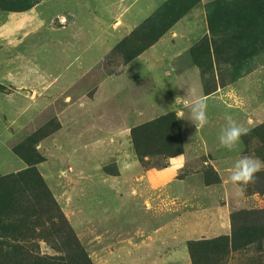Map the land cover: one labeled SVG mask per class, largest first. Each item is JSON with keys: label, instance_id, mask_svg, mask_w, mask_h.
Segmentation results:
<instances>
[{"label": "rangeland", "instance_id": "1", "mask_svg": "<svg viewBox=\"0 0 264 264\" xmlns=\"http://www.w3.org/2000/svg\"><path fill=\"white\" fill-rule=\"evenodd\" d=\"M32 1L0 0V5L13 6L0 7V176L27 167L15 153L16 145L50 122L59 123L36 144L45 156L37 167L67 223L53 208L51 213L58 215L51 220L36 219L34 245L14 235L3 239L42 255L74 254V264L86 263L84 252L92 264H193L190 241L232 235L234 216L238 227L257 228V240L210 264H264V171L245 186L236 187L225 177L222 186L204 184V171L217 170L219 160L226 167L225 153L264 161L258 152L264 150V137L255 132L264 120L248 127L253 115H264V66L256 64L264 62V10L256 5L262 0H253L240 13L259 24L251 34L236 24L235 0H199L193 6L202 10L205 5L208 12L207 25L199 20L195 43L183 56L191 55L199 77L182 70L180 75H158L150 58L141 60L142 66L133 61L147 55L193 7L174 22L170 18L179 15L180 6L171 15L169 0H35L39 2L30 9L17 8ZM255 65L256 70L246 73ZM162 69H167L165 63ZM205 88L218 89L206 97L208 124L198 133L191 122L183 120V125L189 156L206 148L212 153L181 163V158L164 156L158 140L139 137L145 153L139 157L134 125L181 109L188 119V107L182 100L175 104L176 97H186L187 90L200 95ZM132 93L149 101L141 98L131 106ZM226 113L249 129L235 151L217 140ZM195 172L204 178L178 181ZM5 252L11 254L8 260L15 254L7 247Z\"/></svg>", "mask_w": 264, "mask_h": 264}, {"label": "trees", "instance_id": "2", "mask_svg": "<svg viewBox=\"0 0 264 264\" xmlns=\"http://www.w3.org/2000/svg\"><path fill=\"white\" fill-rule=\"evenodd\" d=\"M199 0H169L166 6H172L174 15L177 8L180 6V13L177 16H171L174 22L179 19L189 8L193 7ZM17 7L20 10L32 8L39 1ZM185 2V5H183ZM237 6L236 24L243 28L246 34H251L259 27L258 23L249 22L244 13L241 11L250 9L253 0H235ZM260 10H264V0L256 2ZM3 9L13 8L12 5H0ZM263 8V9H261ZM170 9V10H171ZM207 94L212 90L205 88ZM56 124V125H55ZM59 123L50 122L44 128L37 130L25 139L23 143L16 145L15 153L25 161L27 167L6 175L0 176V264H74V254L68 256L58 255H42L38 250L25 249L22 245H10L8 241L3 239V236L12 237L13 235L20 238L28 239L27 245H34L37 236L33 231V225L37 218L51 220L55 215L59 214L61 220L67 223V218L60 208L54 193L46 180L41 175L37 164L45 161V156L38 151L36 144L43 138L47 137L53 131L59 128ZM255 128V132L264 137V125L261 128ZM132 137L138 152L139 157L145 156L139 146V137H151L159 141L161 149L159 150L166 157H173L184 153V143L181 134V128L175 112H168L157 118H154L146 123H141L132 128ZM26 147L33 152L26 151ZM264 159V150L258 151ZM262 152V153H260ZM152 154V153H151ZM215 173V177L211 178V174ZM205 183L207 185L221 182V178L214 168L209 171H204ZM55 209L58 214H54L52 209ZM235 217H231L232 235H221L215 238L198 239L190 241V255L193 264H210L211 261H216L221 257H227L237 251L247 250L249 244L257 240V228L238 227ZM68 225L67 231L72 237L75 245L81 248V242L75 234L71 226ZM30 231V233L28 232ZM31 234V235H29ZM47 238V237H46ZM263 236L260 237V246L263 242ZM36 244H39L36 242ZM13 246V247H12ZM5 247L15 252L11 260L6 259L7 255ZM83 251V250H82ZM80 264H92L91 260L84 252V261ZM80 261V260H79ZM212 263V262H211Z\"/></svg>", "mask_w": 264, "mask_h": 264}, {"label": "crops", "instance_id": "3", "mask_svg": "<svg viewBox=\"0 0 264 264\" xmlns=\"http://www.w3.org/2000/svg\"><path fill=\"white\" fill-rule=\"evenodd\" d=\"M206 8L207 7L204 5V8L202 9L203 11H202L201 9H198V6L193 7L192 10L187 15L186 14L183 15L175 24H173L169 28V31L167 30L166 32H164L163 35L158 38L157 42L155 44H153L152 46H150L149 49L146 50V53L148 52L147 55L144 54V53H141L137 57H135L133 59V61L138 63L139 66H142V63H140V62H142L141 60L146 61L147 58H150L152 61H154L156 66H158L155 69L156 72L158 73V75H160L162 73V74H166V75H170L171 76L172 74L180 73L181 70H182V72H184V73H192V71H193V72H195L197 74V77H199V73L201 71H199V68H198L197 65H196V67H195V65H193V63L191 61V58H190L191 55H190V57H189V55H185V57H183V56H184V54H187V51H189L188 49L191 46H193V44L195 43V38L196 37L194 35L199 31V27L201 25L200 21H203V23H204V20H205L206 21V25H207V21H208L207 20L208 19L207 14H208V12H207ZM195 11L198 12V15L195 13ZM178 26H180L179 30H182L183 34L177 31ZM172 31H177V33L176 34L172 33ZM168 37H171L170 41H168L170 46H169V44H164L163 43V42H166L165 40ZM159 48L161 50L167 49L166 54L165 53H162V54L159 53L158 50H156V49H159ZM140 58H143V59H140ZM164 63L166 64L167 69L166 70L165 69L160 70V68L163 67ZM147 64H149V63L147 62ZM256 64L261 65L262 67L264 66L263 65L264 62H258ZM181 65H183L181 67L183 69L180 68ZM255 68H257L256 65L253 66L252 68L250 67L246 71V73L253 72V70H256ZM139 74L140 73H138L135 77L139 76ZM178 75H180V74H178ZM172 79H174V75H173ZM201 85H202V88H203V83L202 82H201ZM217 92H218V89L213 91V92H211V93H209V94H207L205 91L204 92L201 91L200 95L206 98V97L212 96L213 94H217ZM130 95L131 96H130V99H129L130 100L129 104H131V106L132 105L135 106L137 103H139L141 98H142V100L146 99V103L149 101V98H147V97H139V96L136 97V96H134L135 94H133V93L130 94ZM179 96L180 97H184L183 94H181V93H179ZM224 98H225L224 102L226 101L227 102L226 104H228V105H230L232 107L233 104H231V101L229 102V100L227 99L228 97L224 96ZM160 99H161V97H160ZM184 99L185 98H182L181 100L184 102ZM187 99H190V97L187 98ZM245 111L249 112L247 107H246ZM181 112L184 113V110L181 109ZM258 114L261 115L263 113L258 112L257 114L253 115L252 120H251V125L248 126V127H250V129H251V127L256 126L257 124H260L264 120V119H261L262 117H264V115L258 117ZM249 116H251V115H249ZM247 119L248 118L246 116V120ZM178 120H179L180 126H181L180 128H181L182 138H183V143H184V153L181 154V155L176 156L175 158H181L180 162L182 163L184 161L186 162V161H189L191 159L197 158L199 155L203 156V154L206 153V152L211 154L212 152H210L209 148H206L203 151L204 153L200 152L198 154H195L194 156L193 155L189 156L190 154H189L188 148L190 150V147L188 146V143H187V137H186V134H185V129H184V125H183V119H178ZM216 153H218V152H216ZM225 155L227 156L226 158H224L227 161L226 167L223 166L222 164H220L221 161L219 160L218 167H217V170H216V171L219 170L218 174H219V176L221 178V181H222V179L225 181V178L226 179L229 178V175L227 174V172H230V169H231V166H232L233 162L235 161V159H237V158L232 157V156L230 157L226 153H225ZM216 161L217 160H213L212 164L213 163L215 164ZM227 170H229V171H227ZM198 175H202L203 178H204V174L203 173L195 172L193 174H188L186 176V178L178 179V181H181V182L190 181L194 176L197 177ZM204 184H205L206 187H210V186L215 185L216 183L215 184H211V185H207L205 183V179H204ZM223 184H224V182H221V183L219 182L218 185L222 186ZM160 185L162 187V186H166L167 184H160ZM235 186L239 187V185H235ZM191 191H193V190H191ZM161 192H162V190H161ZM193 193H194V191H193ZM227 215H228V212H226V216ZM215 219H216V216H215ZM218 222H219V220L216 219L215 228H218L220 226V224ZM183 223H184V221H183ZM187 225H188V230L187 231L189 232L190 228H191V226H193V224L190 223V224H187ZM195 228H197V225H195ZM191 230H193V229H191ZM224 234H228V233H224Z\"/></svg>", "mask_w": 264, "mask_h": 264}, {"label": "clouds", "instance_id": "4", "mask_svg": "<svg viewBox=\"0 0 264 264\" xmlns=\"http://www.w3.org/2000/svg\"><path fill=\"white\" fill-rule=\"evenodd\" d=\"M189 97L190 99H187ZM182 98H185L184 103L189 109L190 116L188 119H185L183 112H177V119L191 122L198 133L209 122L207 100L205 97L197 95L191 90H187V96H177L175 104L179 103ZM224 119L226 123L221 128L217 140L220 146L229 151L238 150L242 137L247 135L249 129L243 124L238 123L231 114L226 113ZM261 171H264V161L252 156H240L235 159L231 166L229 179L233 185L245 186L252 183L255 180L256 174Z\"/></svg>", "mask_w": 264, "mask_h": 264}]
</instances>
